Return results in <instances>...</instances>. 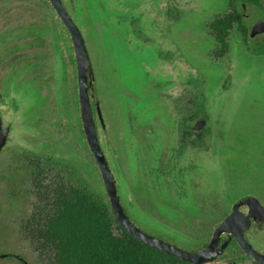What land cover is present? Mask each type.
<instances>
[{"label":"flooded vegetation","instance_id":"af4514ba","mask_svg":"<svg viewBox=\"0 0 264 264\" xmlns=\"http://www.w3.org/2000/svg\"><path fill=\"white\" fill-rule=\"evenodd\" d=\"M60 1L77 26L89 54L93 68V82L89 87V96L98 139L115 180L117 195L127 216L132 218L128 210L155 211L157 212L155 215H150V222L161 228L171 225L176 229L178 226L183 230L181 235L187 242L199 243L194 251H190L199 252L208 247L219 224L238 205L242 215L251 216V228L245 232V239L264 257V148L252 144L256 134L254 130L246 125L236 127L233 123L230 124L222 119L221 107L224 102L219 106V112L214 111L219 96L228 92V85L224 84L219 93L215 91L205 94L202 90L187 89L182 58L178 57L175 60V55L171 57L167 54L169 48L164 43L156 44V48L147 47L151 39L150 27L143 22L146 14L149 15L145 4L142 10L141 6L136 7L133 0ZM179 2L182 3L180 0ZM179 2L177 0L178 6H180ZM248 2L250 1L238 0L235 4L230 2L224 16L228 13V9L229 12L233 9L234 5L242 12ZM163 3L162 5L169 6V0ZM89 14L93 15L91 18L96 19L100 26L95 44L99 49L101 62L99 69L102 70L105 78L102 79L100 93L97 91L99 99H95V56L92 54L94 44L91 42L92 36L85 31L83 25V20ZM217 19L218 17L208 26L215 40V48L209 57L216 65L229 62L226 57L230 54L231 37L230 34L227 45L218 41L215 29L212 27ZM58 21L68 38L72 52L70 56L73 58L69 59V62L76 66L74 96L76 95L78 102L76 116L69 109L65 113L62 110L64 113L62 116L67 115L68 119L74 121L64 130L61 140L63 150H57L54 144L55 125L51 120L56 117V112L51 106V98L46 97L44 89L47 88V83L43 85L47 77H51L53 72L55 77L57 73L56 66L52 70L47 67L53 62L56 64L57 61L58 31H60ZM243 24H246L244 15ZM255 25L252 28L246 25L247 28L243 29L237 24L243 43L249 40L254 42L246 46V49H253L252 54L261 57L264 56L262 50L264 33L253 34ZM47 49L49 56L43 53ZM252 60L257 63L256 65L262 66L257 59ZM238 62L240 63L238 66L245 69L246 59H240ZM223 66L228 67V65ZM139 70L142 82L133 78L135 73H140ZM228 77H231L230 73ZM25 95H29L30 98L26 106L23 105ZM122 98H130L132 106L136 104L140 107L133 113L142 124L141 126L137 124L134 137L143 143V150L147 154L154 152V148L158 154L153 162L156 171L151 170L141 174L140 183L134 175L132 177L128 148L120 131V118L124 110H129L123 108ZM18 99L22 101L19 103ZM24 102L27 104L26 101ZM6 105L7 110L11 109L21 119L22 128L31 132L35 138L34 149L30 153L24 152L15 160L20 163L17 168L18 175L26 179L21 182L32 186L33 190L30 193L38 199V202L42 190L88 192L91 187L85 172L91 156L100 172L110 205L105 182L91 151L83 120L73 35L51 0H0V118L2 130H8L7 141L0 157L11 142L10 136L14 131L13 123L7 122V114L4 110ZM255 112L259 114V111ZM161 113L164 117L160 116ZM110 117L113 121L112 132ZM107 135L112 137L114 150L108 145ZM151 142H155V145ZM222 146H227L230 151L231 168L224 173L223 178L225 175L226 178L220 176L218 180L219 173L216 168L208 167L205 160L199 159L201 156L198 154L194 157L191 154L206 153L212 148L217 151ZM253 152L256 154L253 155ZM219 153L220 159L217 157L215 164L225 155L220 151ZM238 159L243 162L244 169L234 168V163ZM222 163L223 161L220 162L221 167ZM7 173L10 181L9 171ZM221 173L223 172L220 171ZM162 179L167 184H176V188L168 194V187L158 186ZM154 180L157 184L153 186ZM250 197L253 199L241 203ZM175 198H179L180 202L173 200ZM257 203L262 207L260 213H251V206H258ZM219 215L224 218L222 217L219 223H215ZM202 243L204 244L200 245ZM225 243L228 245L221 254L203 264H263L243 251L236 236L229 232L221 235L215 251Z\"/></svg>","mask_w":264,"mask_h":264},{"label":"rangeland","instance_id":"374dc122","mask_svg":"<svg viewBox=\"0 0 264 264\" xmlns=\"http://www.w3.org/2000/svg\"><path fill=\"white\" fill-rule=\"evenodd\" d=\"M133 1L136 3V7L141 6L142 10L145 8V5L148 7L147 11H145L149 12V15L146 14L143 19V22L147 23L150 27L149 37L151 42L147 47L156 48V44L164 43L169 48L167 54L171 57L175 55V60H177L178 57L182 58L187 89L202 90L205 94L215 91L219 93L222 91V86L224 84L225 86L228 85V92L219 96L217 99V108H215L214 111L219 112V106L224 102L221 107L222 119L230 122V124L233 123L236 127L246 125L248 128L254 130L256 134L254 135L252 144L258 145L263 149L264 56L256 57L251 52L253 49H246V46L252 45L254 42L249 40L243 43L242 36L239 35L238 26L236 25L230 37V54L226 57L229 62L216 65L211 62L209 57L215 48V40L213 36H211V30L208 28L209 24L217 17L220 18L224 16L230 2L235 4L238 0H180L182 3L178 0L180 6L177 5V0H169V6L162 5L165 0ZM229 10L230 9H228L227 12H229ZM242 13L244 15V22L250 28L264 17L263 11L260 10L259 7L251 4V2L245 4ZM91 16L93 15H86L85 20H83V25L85 31L92 36L91 42L94 44L92 54L95 56V99H99L97 91H100L103 84L102 79L105 78V75L102 70L99 69L101 64L99 49L95 44L98 38L96 34L100 26L97 20L93 17L91 18ZM61 28L62 25L60 21H58V29L60 31H58L57 61L56 64L53 62L47 67L52 70V68L56 66L57 73L56 76L53 77V72V75L47 77V80H44L43 83V85L47 83V88L44 89L46 90V97L49 96L51 98V106L56 112V117L54 120L52 119L51 122L55 125L53 128V140L57 150H63L61 140L63 139V133H65L64 130H66L69 124L72 125L74 122L73 119L67 118L69 116L62 115L65 111L68 112L67 109L73 111L75 116L78 111V102L76 95L74 96L76 91V66L73 63L71 65L69 62V59L72 60L73 58L70 56L72 52L68 45V38ZM262 48V50H264V47ZM43 53L49 56V49L45 50ZM244 58L247 64V66L244 67L245 69L238 66L240 64L238 61ZM252 59H257L262 66L256 65L257 63ZM223 65H228L229 68ZM228 73L231 74V77H228ZM133 78L142 82L141 72L135 73ZM50 79H53V81ZM126 83L129 85L128 81H126ZM29 99V95H25V98H23L24 106L28 105ZM17 101L20 103L22 99H18ZM24 101H26L27 104H25ZM130 101V98H122L121 103L123 108L129 110L123 111V116L120 118V131L122 139L126 142L128 148L127 154L129 155V161L132 165V177L134 175V178H137V182L140 183L141 174L143 175L151 170H155L153 162L158 157V154L156 153V148H154V152L147 154L145 150H143V143L139 142L134 137L136 132L134 129L137 124L141 122L133 113L140 107L136 104L132 106V102ZM7 108L6 105L4 110H6L7 122L13 123L14 131L10 136L12 139H10L11 142L7 146L4 154L0 157V264H39L37 252L34 251L30 241L21 233L25 221L32 215L38 206L35 205L38 203V199L30 193L33 190L32 186L30 184L27 185L26 182H21L26 179L18 175L17 168L20 163L15 160L24 152L30 153V151L34 149V143L36 142L32 133L22 128L20 123L21 119L16 116V113H13L11 109L7 110ZM255 111H259V114H256ZM160 116L164 117V114L161 113ZM46 121H48V118ZM110 122V130H113V121L111 117ZM141 125L142 124L138 126ZM153 129L157 131L156 128ZM259 129L262 130L260 131ZM141 131L144 133L143 129H141ZM61 132L62 134H60ZM69 136L70 132L68 137ZM107 141L110 149L114 150L112 137L107 135ZM151 143L155 145V142ZM219 151L222 152V154H227V156L224 155L222 160H219V162L217 161L215 164V159H217L218 155L220 156ZM64 152L65 151H63V153ZM229 153L230 151H228L227 146H222V148H218L217 151L215 148H212L206 153L202 152L201 154L199 152H192L191 155L194 157L195 154H198L201 156L199 159L202 161L205 160L208 167L216 168L219 173L217 177L219 180L220 176L223 178L224 173L231 168L229 163L231 156ZM255 154L256 153L253 152V155ZM221 161H223L222 167L220 166ZM235 162L234 168L244 169V164L240 159ZM8 171L10 174L9 176H11L10 181L9 177H7ZM220 171L223 173L220 174ZM85 174L91 187L90 190L108 204V198L102 185L100 172L91 156L89 157L88 169H86ZM228 176L229 173L227 174V177ZM224 178H226V175ZM223 183L225 184V181ZM156 184L154 180L153 186ZM158 186L159 188L168 187V194L172 189L176 188V184H167L164 179L160 180ZM162 199L164 200V197ZM173 200L180 202L179 198ZM221 212L222 210H220V213ZM128 213L132 217L129 219L135 225L155 238L187 251H194L196 247L199 246V243L187 242L181 235L183 230H180L178 226H176V229L171 225H166L164 226L165 228L162 227L163 229L159 226H155L154 222H150V215H155L157 213L155 211L134 209L128 210ZM222 217H220V215L217 216V221L215 223H219ZM175 222L178 224L177 221ZM248 236L250 235L248 234ZM203 244L204 243L200 245ZM21 259L23 261H21Z\"/></svg>","mask_w":264,"mask_h":264},{"label":"trees","instance_id":"16d2710c","mask_svg":"<svg viewBox=\"0 0 264 264\" xmlns=\"http://www.w3.org/2000/svg\"><path fill=\"white\" fill-rule=\"evenodd\" d=\"M264 13V0H249ZM243 14L234 5L212 27L227 40ZM38 206L21 233L38 254L39 264H191L146 246L117 223L109 204L88 192L42 190Z\"/></svg>","mask_w":264,"mask_h":264},{"label":"water","instance_id":"95a60500","mask_svg":"<svg viewBox=\"0 0 264 264\" xmlns=\"http://www.w3.org/2000/svg\"><path fill=\"white\" fill-rule=\"evenodd\" d=\"M56 6L60 17L65 23L66 27L73 35L77 61H78V74H79V86H80V101L82 105L83 120L85 129L88 134L89 144L91 151L95 156L97 164L101 170L103 180L105 182L107 194L110 198V206L113 212L114 218L119 225L133 238L141 242L142 244L151 248L160 250L167 253L170 256L177 257L185 262L191 264H203L207 261L214 260L219 254H221L227 247L228 243H225L219 250L215 251L216 246L219 243L221 235L225 232L232 233L236 236L239 246L243 251L250 255L256 261L264 264V257L257 253L252 246L245 239V232L251 228V216L242 215L238 210V205L234 207L233 212L217 227L214 232L211 243L203 251L191 252L182 250L177 246L171 245L158 238H155L135 225L125 213L119 197L117 195L115 180L107 165L104 153L101 149L96 123L94 120L93 109L90 102L89 87L93 82V68L89 59V54L84 45L83 38L73 23L66 10L64 9L60 0H51ZM264 33V17L253 28V34ZM8 130H2L1 118H0V153L7 141ZM253 199L252 197L244 199L241 203L248 202ZM258 206L252 205L251 213L258 214L262 208L259 203ZM253 211V212H252ZM250 213V214H251ZM5 257V256H3ZM21 261H23L21 259ZM27 264V263H25ZM235 264V263H229Z\"/></svg>","mask_w":264,"mask_h":264}]
</instances>
